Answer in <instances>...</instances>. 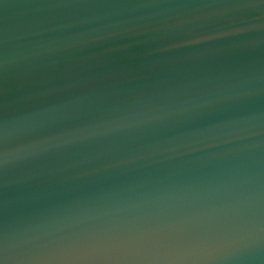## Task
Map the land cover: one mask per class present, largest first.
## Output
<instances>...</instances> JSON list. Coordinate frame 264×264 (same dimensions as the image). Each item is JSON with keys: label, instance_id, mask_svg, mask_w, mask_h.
I'll use <instances>...</instances> for the list:
<instances>
[{"label": "water", "instance_id": "95a60500", "mask_svg": "<svg viewBox=\"0 0 264 264\" xmlns=\"http://www.w3.org/2000/svg\"><path fill=\"white\" fill-rule=\"evenodd\" d=\"M0 264H264V0H0Z\"/></svg>", "mask_w": 264, "mask_h": 264}]
</instances>
